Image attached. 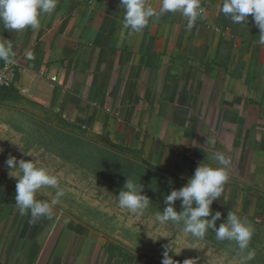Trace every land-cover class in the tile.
Masks as SVG:
<instances>
[{"label": "crops", "instance_id": "obj_1", "mask_svg": "<svg viewBox=\"0 0 264 264\" xmlns=\"http://www.w3.org/2000/svg\"><path fill=\"white\" fill-rule=\"evenodd\" d=\"M0 50V106L60 114L264 224V0H0ZM0 264L159 263L0 170Z\"/></svg>", "mask_w": 264, "mask_h": 264}, {"label": "rangeland", "instance_id": "obj_2", "mask_svg": "<svg viewBox=\"0 0 264 264\" xmlns=\"http://www.w3.org/2000/svg\"><path fill=\"white\" fill-rule=\"evenodd\" d=\"M0 170L159 264H264V224L41 106H0Z\"/></svg>", "mask_w": 264, "mask_h": 264}, {"label": "built area", "instance_id": "obj_3", "mask_svg": "<svg viewBox=\"0 0 264 264\" xmlns=\"http://www.w3.org/2000/svg\"><path fill=\"white\" fill-rule=\"evenodd\" d=\"M6 57L0 50V89L2 87H8L13 82V71L9 67V62L4 64V59ZM9 61V60H8Z\"/></svg>", "mask_w": 264, "mask_h": 264}]
</instances>
